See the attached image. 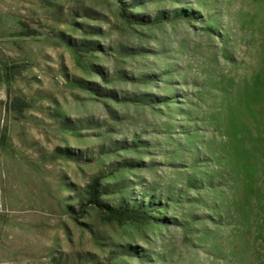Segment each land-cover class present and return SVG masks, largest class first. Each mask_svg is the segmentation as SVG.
<instances>
[{
	"label": "rangeland",
	"instance_id": "obj_1",
	"mask_svg": "<svg viewBox=\"0 0 264 264\" xmlns=\"http://www.w3.org/2000/svg\"><path fill=\"white\" fill-rule=\"evenodd\" d=\"M0 264H264V0H0Z\"/></svg>",
	"mask_w": 264,
	"mask_h": 264
},
{
	"label": "trees",
	"instance_id": "obj_2",
	"mask_svg": "<svg viewBox=\"0 0 264 264\" xmlns=\"http://www.w3.org/2000/svg\"><path fill=\"white\" fill-rule=\"evenodd\" d=\"M127 16L125 11H122ZM85 51H93V48L83 45ZM100 179L94 178L88 186V205L96 207L106 220L123 223L125 221L150 222L154 217L147 211L137 208L114 207L105 203L101 198Z\"/></svg>",
	"mask_w": 264,
	"mask_h": 264
}]
</instances>
